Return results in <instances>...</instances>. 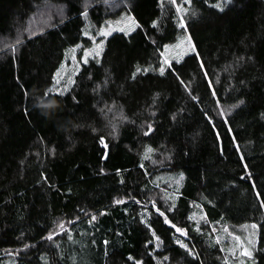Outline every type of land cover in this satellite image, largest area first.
<instances>
[{
	"label": "trees",
	"instance_id": "obj_1",
	"mask_svg": "<svg viewBox=\"0 0 264 264\" xmlns=\"http://www.w3.org/2000/svg\"><path fill=\"white\" fill-rule=\"evenodd\" d=\"M217 2L0 0V264L6 258L14 264H226L212 227L253 223L255 264H264V209L252 189L253 179H241L246 163L257 189L264 192V61L255 57L264 40V22L241 43L244 59L237 67L219 70L214 78L206 39L200 35L192 40L203 70L192 53L182 64L170 60L183 83L151 70L164 58V45L185 31L177 26L181 16L188 25L211 10L264 6V0H220L223 11H218L211 7ZM47 7L55 12L51 22L34 23ZM125 12L140 28L128 38L120 32L97 37L103 38L101 57L89 58L88 64L80 61V52L91 43L83 33L96 35L105 21ZM239 17L235 21L240 22ZM73 48L79 67L66 103L50 93L57 105L38 109L35 97L54 89L56 72ZM138 67L150 70L133 79ZM205 112L215 120L222 142ZM172 113L177 114L175 120ZM149 123L157 131L145 137ZM233 135L240 152L232 144ZM100 136L109 145L106 159ZM149 146L154 149L147 153L151 159L142 160ZM181 172L182 184L176 186ZM166 173L175 180L164 178ZM169 191L176 193L175 199L169 198ZM153 203L188 236L164 224ZM196 208L204 213L197 221L189 219ZM93 215L96 220L90 224ZM60 221L67 228L58 232L54 229ZM49 233L58 235L41 239ZM153 233L162 241L157 249ZM175 239L198 255L189 256Z\"/></svg>",
	"mask_w": 264,
	"mask_h": 264
},
{
	"label": "rangeland",
	"instance_id": "obj_2",
	"mask_svg": "<svg viewBox=\"0 0 264 264\" xmlns=\"http://www.w3.org/2000/svg\"><path fill=\"white\" fill-rule=\"evenodd\" d=\"M53 8V7H51ZM61 9V7H60ZM49 11L44 9L39 15L34 18V23L36 24H49L55 14L54 10ZM131 15L127 12L123 13L120 17L107 20L104 22L101 27L107 28L108 24H111L113 27L125 26L127 21V16ZM132 16V15H131ZM240 16V22L235 21L236 17ZM264 22V6L254 7L251 9L242 8L238 5L228 8L226 11L219 13L217 11L211 10L206 14L196 18L195 20L189 22L186 25L185 31L178 36V38L173 42L167 45L170 47L163 50L164 58L168 60L174 59L178 57L179 53L183 51H188L185 47L186 45V37L191 36L193 38L195 35H200L206 39L207 49H208V58L214 65V69L211 72L210 76L212 78L216 77L219 70H229L230 68L237 67L239 63V58L242 53L241 43L247 40L248 36L252 35L255 31V27L257 24H261ZM233 27V29L231 28ZM100 27V28H101ZM100 28L97 30L99 31ZM85 32L89 33L88 30ZM89 35L95 37L96 43H99L102 39H97L98 35ZM81 44L80 46H82ZM79 46V47H80ZM95 44L93 40H91L90 45L84 46L82 49V58L84 57L85 49H94ZM190 53V52H189ZM92 56L89 55L88 59ZM255 57L259 61H264V40H262L255 49ZM78 56L74 51H71L67 54L66 60L60 66L58 71L56 72L55 78L60 80V85H56L54 83V89L56 87H62L64 84H68L69 87V77H73V74L78 65ZM219 67H221L219 69ZM193 100V99H192ZM196 102V100H193ZM182 173V172H181ZM179 173L180 180L174 182L176 186L182 184L184 174L181 176ZM166 179L174 181L175 178L172 173H166L163 176ZM177 178V177H176ZM169 198L172 200L175 199L176 193L173 191H169ZM203 211L199 208H196L194 214L191 215L192 220H200L203 218ZM221 222V221H220ZM60 225H63V230L67 228V224L64 221H60L58 226L54 229L58 232L61 231ZM220 228L214 226L212 227L214 231V241L218 243L219 248L223 251V260L226 264H255V249H256V239H257V231L252 229L250 226L240 225L238 227L232 228L230 225H226ZM240 237L239 243L234 239V237ZM154 239L155 249L157 247V242ZM251 240L252 245L248 244V241ZM243 247H249L253 252V257L251 259L244 257L241 255ZM5 264H14L10 261V258H6ZM162 264V263H161Z\"/></svg>",
	"mask_w": 264,
	"mask_h": 264
},
{
	"label": "snow or ice",
	"instance_id": "obj_3",
	"mask_svg": "<svg viewBox=\"0 0 264 264\" xmlns=\"http://www.w3.org/2000/svg\"><path fill=\"white\" fill-rule=\"evenodd\" d=\"M171 2L173 4H176L177 0H171ZM191 2H192V0H184V3H186L188 5H191ZM204 3L205 4H208L209 3V0H204ZM223 3H226V4L227 3H231V0H223ZM211 7L216 8L218 11H223V8L221 7L220 0H218V2L215 3V4H211ZM181 10H182V6H178L176 8L177 13H180ZM192 14L193 15H196L195 12H193ZM80 15H82V16L83 15H86V12H81ZM156 24H157L156 21H153L152 22V26L153 27H155ZM177 26L180 27V28H182V29L186 27L185 19L183 18V16H181L179 18L178 25ZM139 28H140V24L137 23L136 18L133 17V16H131V15H128L125 26L113 27L111 24H108L107 25V28H105V27L102 26L100 28V30L96 33V35L102 36L104 38H107V37L111 36L113 32H120V33L123 34V37L124 38H128V37L131 36V34L133 32H135ZM83 35H85L89 39L93 40V43L95 44V48L94 49H85L84 50V57L82 58V62L84 64H88L89 63V60H88L89 55H91L93 58L101 57V54L104 52L103 40H101L99 43H96L94 36L89 35V33H87V32H84ZM17 42H19V41H17ZM76 47H79V45H77ZM169 47H170V45H167V44L164 45L165 50H167ZM185 47L188 49V51H183V52L179 53L178 57L175 60V64H182L184 56L188 55L189 52H190V53H192V54H194L196 56V59L200 62L199 66L203 70L205 68V65H204L203 60H202V58L200 57V55H199V53L197 51V46L193 43V40H192L191 36L186 37V45H185ZM73 51H75V48H73ZM239 59L240 60H243L244 58L243 57H240ZM249 59H251V58H249ZM96 63L97 64H101L102 62H101L100 59H96ZM149 70H150L149 68H143V69H141V68L138 67L136 69V71L132 74V78L135 79L136 75L138 73H140L141 71H143L144 73H148ZM151 70L153 72H155V73H158V75L160 77H166L168 75H172L177 80H180L181 83H183V81L180 78V74H179L178 70L176 69V67L174 66V64L170 60H168L167 58H163L161 60V62L159 63V65L156 66L155 68L151 69ZM204 77H205V79L208 78V73L206 71H204ZM54 82H55L56 85H60V83H61L60 80L59 79H56V78H54ZM68 83L74 85L76 83V81L73 80L71 77H69ZM209 87H211V83H209ZM68 92H69L68 84H64L62 87H56L55 89H53L52 87H49V88H47L46 91L43 92L42 96L35 97V99L40 98V99H42L43 101H46V102L47 101H56V99L50 98V93H53L56 97L61 98L62 101L66 103V94ZM212 94H213V96H215L217 93L215 91H213ZM24 95L26 97H28V92L25 91ZM158 95H159V93H157V96ZM72 99H73V101L75 103H78L77 97L73 96ZM192 99L193 100H197L198 97L193 96ZM154 103H155V100H154ZM240 103H243V101H240ZM54 107H55L54 105H52L50 103H46L44 105V110L53 109ZM233 107H235V105H233ZM25 114L26 115H30L31 114V112L29 111L28 108L25 109ZM152 115L154 116V115H156V113L153 112ZM218 115H219L220 118H223L225 116V113L220 112ZM176 116H177L176 113H172V119L173 120L176 119ZM204 116H205L206 121L208 123H211L213 125V127L215 128V124H216L215 120H213L212 117L208 116V114L206 112L204 113ZM223 123L224 124H228L229 123V120L225 119V120H223ZM92 130H93V132L96 131L95 128H93ZM156 131H157V129L153 126V124L152 123H149L147 125V127H146V130L143 132V134H144L145 137H150V135H153L154 136L155 133H156ZM215 131H216V139L218 141H221L222 142L223 137L220 134L219 128H215ZM227 131H228V133H232L233 130H232L231 127H229L227 129ZM113 133H115V129H113ZM99 143H100V145L105 150V156L103 157V159H106L107 158V155H108L109 145H108V143H106L104 136H100L99 137ZM232 144L235 147V150L237 152H240V148H239L238 142H237L236 137L234 135L232 136ZM153 151H154V149L152 147H150V146L147 147L146 148V153L141 157V159L142 160L151 159V157L147 153H151ZM220 153H221V155H224V149H223L222 143H221ZM244 159H245L244 156L241 155L240 156V160L241 161H244ZM153 163H156V161H153ZM140 167L141 168L144 167L143 163L140 165ZM244 167H245V171H246V176H242L241 179H253L252 189H253V191L255 193V196H256L257 200L260 201L259 207L261 209H264V192H262V191H260V190L257 189V185L254 182V178L252 176V172H251L250 169H248L246 163H245ZM120 171L121 170L119 168L116 169V172L117 173H119ZM101 172H103V169H101ZM181 176H183V173H181ZM121 183H123V180L121 181ZM133 199H135V198H133ZM114 203L115 204H121V203H124V201L115 200ZM135 203L136 204H140L141 201L140 200H135ZM152 207L155 209V211L158 213V215L160 217H163L164 218V224L169 225L171 228H174L175 231H176V233H179L180 236H182V237H187L188 236L187 231L184 228L177 227L174 223H172V221L168 218V216L165 215V212L164 211H161L156 206L155 203L152 204ZM167 211H172V209L169 208V209H167ZM101 215H103V213H101ZM189 219H191V217H189ZM95 220H96V216L93 215L91 217V219L89 220V223L92 224ZM141 222L143 223V221H141ZM69 223H73V221H69ZM60 227H61V231H63V225H60ZM251 228L252 229H256L257 228V225L255 223H253L251 225ZM196 231L197 232H200V228L197 227L196 228ZM54 235H58V233H49L46 237H42L41 239H47V240L50 241V240L53 239V236ZM153 236H154V238H155V240L157 242V247H159V245L162 243L160 237L157 236V235H155V233H153ZM234 239L237 241V243H239L240 237L236 236V237H234ZM103 243H104L105 247H107L109 242H108V240H104ZM174 243L180 249H183L184 252H186L189 256L196 257L198 255L197 253H195L193 251V249L189 246V244L183 242L182 240L175 239L174 240ZM252 243L253 242L251 240L248 241V244L249 245H252ZM145 246L147 247V244ZM26 247H27V245H26ZM107 254L108 253L105 252V255H107ZM241 255L244 256V257H247V258L251 259L253 257V252H252V250H250L249 247H243L242 252H241ZM127 259L129 261H131L134 258H133V256L131 254H129L127 256ZM164 259L167 260L168 257H164ZM135 264H143V262H142V260H135Z\"/></svg>",
	"mask_w": 264,
	"mask_h": 264
},
{
	"label": "clouds",
	"instance_id": "obj_4",
	"mask_svg": "<svg viewBox=\"0 0 264 264\" xmlns=\"http://www.w3.org/2000/svg\"><path fill=\"white\" fill-rule=\"evenodd\" d=\"M46 103H50V104H52V105H54V106L57 105V102H56V101H47V102H46V101H43L42 99L38 98V99L36 100L35 106H36L38 109L44 111V105H45ZM45 114H47V113L45 112Z\"/></svg>",
	"mask_w": 264,
	"mask_h": 264
}]
</instances>
